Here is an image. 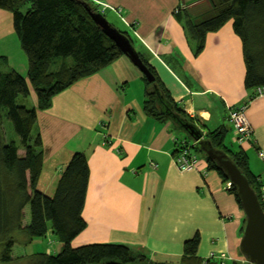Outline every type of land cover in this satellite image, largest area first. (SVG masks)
<instances>
[{
	"label": "crops",
	"instance_id": "0c3cea01",
	"mask_svg": "<svg viewBox=\"0 0 264 264\" xmlns=\"http://www.w3.org/2000/svg\"><path fill=\"white\" fill-rule=\"evenodd\" d=\"M98 2L111 16L110 23L128 32L159 85L203 133L231 127L237 147L230 148L246 153L251 171L264 183V160L258 154L264 151V94L250 97L245 88L243 45L232 21L208 32L204 47L195 53L183 15L203 14L208 0ZM134 82L138 89L130 94ZM29 96L35 106L32 88ZM145 98L142 73L125 55L55 94L48 108L37 109L34 129L42 140V169L53 168L51 184L37 182L38 187L50 193L72 153L83 150L89 167L82 208L86 226L73 238V246L121 242L152 262L174 264L181 260L185 242L196 235L198 257L242 264L244 217L234 195L206 154L197 152L193 169L177 168L172 153L191 137L171 119L149 114ZM242 103L253 132L249 141L237 143L228 110ZM60 248L55 242L44 252Z\"/></svg>",
	"mask_w": 264,
	"mask_h": 264
},
{
	"label": "trees",
	"instance_id": "16d2710c",
	"mask_svg": "<svg viewBox=\"0 0 264 264\" xmlns=\"http://www.w3.org/2000/svg\"><path fill=\"white\" fill-rule=\"evenodd\" d=\"M96 1L0 0V9L12 12L14 30L27 56L25 75L14 68L0 69V264H171L152 262L144 252L136 251L121 242L72 245L73 238L86 226L82 208L89 167L83 150L72 153L60 172L53 195L37 188L43 164L41 136L38 132L32 133L37 121V109L48 108L55 94L124 55L84 7V3H87L91 10L99 11ZM208 2L209 9L203 14L193 18L188 14L183 15L186 33L196 44L195 53H199L204 47L208 32L219 29L231 20L243 45L245 88L251 92L256 86H264V0ZM123 32L130 38L128 32ZM140 57L155 76L158 85L154 69L141 54ZM142 77L146 84L144 108L149 114L171 119L177 127L178 123L167 114L173 112L195 124L193 119L183 114L165 88L158 85L159 96L152 84L143 75ZM31 88L37 104L27 107L18 103V96L29 95ZM5 120L10 122L17 138L8 139L4 128ZM226 131L227 128L223 125L205 133L202 131L201 139L224 150ZM186 134L190 137L187 132ZM199 140H192L191 147L194 151L200 149ZM177 149L178 147L173 152ZM224 151L246 175L260 200L259 189L262 182L251 171L246 153L242 149L231 151L226 148ZM207 160L225 184L228 177L223 170L212 159L207 157ZM226 190L234 195L240 206L235 187L231 184ZM25 205L29 207L28 219L24 218ZM47 233L54 234L61 243V248L56 253L38 251L12 254L19 236H25L23 242L27 243L34 237H43ZM197 246L198 237L195 235L185 242L184 254L174 264H220L211 257H198Z\"/></svg>",
	"mask_w": 264,
	"mask_h": 264
},
{
	"label": "water",
	"instance_id": "95a60500",
	"mask_svg": "<svg viewBox=\"0 0 264 264\" xmlns=\"http://www.w3.org/2000/svg\"><path fill=\"white\" fill-rule=\"evenodd\" d=\"M84 7L88 10L93 21L139 69L145 79L152 84L154 91L161 96L155 76L143 62L130 38L123 31L111 25L102 12L91 10L87 3H84ZM167 114L180 127L184 128L192 139H200V149L223 170L230 183L235 187L244 217L239 249L248 264H264V209L246 175L224 150L212 146L208 140L201 139L202 131L194 123L185 121L173 112Z\"/></svg>",
	"mask_w": 264,
	"mask_h": 264
},
{
	"label": "rangeland",
	"instance_id": "374dc122",
	"mask_svg": "<svg viewBox=\"0 0 264 264\" xmlns=\"http://www.w3.org/2000/svg\"><path fill=\"white\" fill-rule=\"evenodd\" d=\"M99 0L96 1L97 4ZM99 12H102L105 15V18L109 21L111 19V16L102 10L99 9ZM110 22V21H109ZM117 28V27H116ZM119 29V28H117ZM10 68L16 69L18 72H20L22 75H25L27 72V56L24 51V49L21 46L20 39L17 35V33L14 30L13 27V15L12 12L7 10V9H0V69L7 70ZM136 84V85H135ZM137 82L132 83V87L130 90V94L132 93V90L135 91L137 90ZM17 102L20 104H24L27 107H32V98L27 95H19L17 98ZM227 127L225 139H224V146L223 149L226 150V148L229 147L231 151L237 147V144L233 141L232 136H231V127ZM4 128H5V133H7L8 139H15L16 134L13 131V127L8 122L7 120L4 121ZM178 130L181 131V133L186 137L189 138L184 130H182L179 126H177ZM32 133H35V129L32 130ZM191 141V138H189ZM233 148H230V146ZM198 150V151H197ZM197 152L200 153L201 155H205L204 151L200 150L197 148ZM22 151V149H21ZM51 176H53V168L52 166H47L43 169H41L39 178L37 182H40L43 185H48L51 184ZM58 179L54 180V187L50 193L44 192L46 194L53 195ZM37 188L38 184H37ZM40 189V188H39ZM43 191V190H42ZM24 214H25V219H28L29 217V207L28 205H25L24 207ZM25 236H19L17 238V241L15 242L13 249H12V254H27V253H33L36 251H40L41 249L44 251L45 247L52 248V245L55 244V242H59L56 239V236L51 233H47V235L43 237H34L30 242L24 243L23 240H25ZM244 258V257H243ZM246 260L244 259V264ZM8 264V263H7ZM12 264H17V263H12Z\"/></svg>",
	"mask_w": 264,
	"mask_h": 264
},
{
	"label": "built area",
	"instance_id": "2783aa9c",
	"mask_svg": "<svg viewBox=\"0 0 264 264\" xmlns=\"http://www.w3.org/2000/svg\"><path fill=\"white\" fill-rule=\"evenodd\" d=\"M99 6V5H98ZM99 9V8H98ZM264 94V86H256L250 93V97L260 96ZM246 103H242L238 106L231 107L228 110V120L234 130V138L237 143L247 142L252 137V127L245 113ZM192 141L181 142L177 145L178 149L172 153V158L179 170H190L195 168L199 155L191 147ZM259 156L264 160V151H258ZM155 166V164H153ZM231 185L227 180L225 187ZM260 203L264 209V183L260 184L259 189ZM225 254L221 253L223 257ZM220 264H224L221 262Z\"/></svg>",
	"mask_w": 264,
	"mask_h": 264
},
{
	"label": "flooded vegetation",
	"instance_id": "af4514ba",
	"mask_svg": "<svg viewBox=\"0 0 264 264\" xmlns=\"http://www.w3.org/2000/svg\"><path fill=\"white\" fill-rule=\"evenodd\" d=\"M158 85H159V83H158ZM158 85H157V86H158ZM151 86H152V85H151ZM159 86H160V85H159ZM159 86H158V87H159Z\"/></svg>",
	"mask_w": 264,
	"mask_h": 264
}]
</instances>
